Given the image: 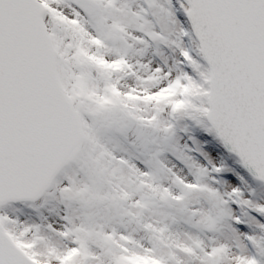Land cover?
<instances>
[{
  "label": "snow or ice",
  "instance_id": "1",
  "mask_svg": "<svg viewBox=\"0 0 264 264\" xmlns=\"http://www.w3.org/2000/svg\"><path fill=\"white\" fill-rule=\"evenodd\" d=\"M0 264H264V0H0Z\"/></svg>",
  "mask_w": 264,
  "mask_h": 264
}]
</instances>
